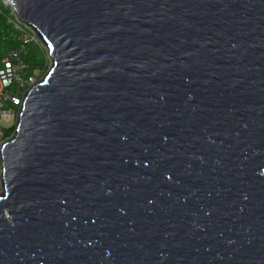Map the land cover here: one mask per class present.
I'll use <instances>...</instances> for the list:
<instances>
[{"label":"water","instance_id":"1","mask_svg":"<svg viewBox=\"0 0 264 264\" xmlns=\"http://www.w3.org/2000/svg\"><path fill=\"white\" fill-rule=\"evenodd\" d=\"M51 67L1 146L0 264H264V0H2Z\"/></svg>","mask_w":264,"mask_h":264},{"label":"built area","instance_id":"2","mask_svg":"<svg viewBox=\"0 0 264 264\" xmlns=\"http://www.w3.org/2000/svg\"><path fill=\"white\" fill-rule=\"evenodd\" d=\"M15 27L23 33V45L13 50L3 58V67L0 69V151L7 140L5 131L13 127L17 121L20 107L27 93L42 80L41 70L30 71L29 65L22 58L25 46L35 44L43 48V43L34 31L25 24L17 23ZM46 74V73H45ZM2 172V159L0 153V176Z\"/></svg>","mask_w":264,"mask_h":264},{"label":"trees","instance_id":"3","mask_svg":"<svg viewBox=\"0 0 264 264\" xmlns=\"http://www.w3.org/2000/svg\"><path fill=\"white\" fill-rule=\"evenodd\" d=\"M17 23L23 24L16 18L12 8L0 0V69L3 67V58L23 45V33L15 27ZM25 48L22 58L29 65L30 71L38 69L44 72L47 68V55L43 48L33 43L26 45ZM15 131V126L6 130L5 139H9Z\"/></svg>","mask_w":264,"mask_h":264},{"label":"rangeland","instance_id":"4","mask_svg":"<svg viewBox=\"0 0 264 264\" xmlns=\"http://www.w3.org/2000/svg\"><path fill=\"white\" fill-rule=\"evenodd\" d=\"M4 3H6V2H4ZM7 4V3H6ZM8 5V4H7ZM43 47V50L46 52V55H47V68H46V70L43 72V76L45 75V73L49 70V68L51 67V59H50V57L48 56V53H47V50H46V48H45V46L43 45L42 46ZM16 124H17V121H15L14 122V124H13V127L15 126L16 127ZM13 136V135H12ZM11 136V137H12ZM10 137V138H11ZM0 191H1V183H0Z\"/></svg>","mask_w":264,"mask_h":264}]
</instances>
